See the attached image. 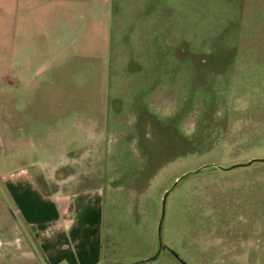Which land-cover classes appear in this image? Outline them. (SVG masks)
<instances>
[{
    "label": "rangeland",
    "instance_id": "obj_1",
    "mask_svg": "<svg viewBox=\"0 0 264 264\" xmlns=\"http://www.w3.org/2000/svg\"><path fill=\"white\" fill-rule=\"evenodd\" d=\"M50 1L23 0L37 19L17 40L0 20V264H54L8 185L50 162L77 192L51 226L67 255L79 239L98 264H264V162L215 167L264 158V0H94L70 46Z\"/></svg>",
    "mask_w": 264,
    "mask_h": 264
},
{
    "label": "crops",
    "instance_id": "obj_2",
    "mask_svg": "<svg viewBox=\"0 0 264 264\" xmlns=\"http://www.w3.org/2000/svg\"><path fill=\"white\" fill-rule=\"evenodd\" d=\"M27 1L28 0H26V2ZM72 2L73 4H71ZM5 4V0H1L0 20H13L15 34L17 31L16 25L21 26L23 20L37 19V16L35 18L31 16L32 10H30V6L26 5L23 0H14L13 17L7 16V7ZM70 4L71 6L77 5V8L75 9L79 10L78 13H71L67 10L70 7ZM47 7L50 12L49 16L44 20L52 21V33L54 34L58 31V24H60V29H65V32L61 33L67 38L69 46L77 41L76 36H74V30L75 28L78 29V27H76L78 24H76L74 20L87 24L91 20H99L100 17L99 6H95L94 0H51ZM72 16L75 17L73 18ZM18 37L20 36H17L16 34L15 40H17ZM55 45H58L56 40ZM71 47L72 50L77 49L73 46ZM22 51L23 50L20 45V56ZM76 55H78V52ZM52 163L53 162L48 163L46 168L43 170V174L37 171L38 174H34V176L31 177L28 173H22L14 182H8L9 188L13 192V199L18 206L17 211L23 218V223L26 228L32 233L33 239L38 243L37 248L42 249V253L46 255L47 259H49L52 263L98 264V258L87 257L86 249L90 248V241H88L87 244H84L78 239V248L74 251L76 253L75 255H67L63 252V250L66 249L63 243L65 236L61 231H59V229L62 230V223H64L67 218L69 219V217L78 216L80 211L77 204L73 203V201L70 203L71 196L74 199L77 192L69 196L63 194L64 189L62 188V185L65 184L64 177L57 176L54 171H50L53 166ZM58 169L59 168H56L57 172L59 171ZM37 179L46 182L44 185H47L49 182L53 190L48 191L45 190L44 187H40V183H37ZM86 215L87 218L92 219V215L89 211ZM60 222L62 223L60 224ZM53 225L59 228L58 231L52 232L51 226ZM4 243L6 247H11L13 244L8 241Z\"/></svg>",
    "mask_w": 264,
    "mask_h": 264
},
{
    "label": "water",
    "instance_id": "obj_3",
    "mask_svg": "<svg viewBox=\"0 0 264 264\" xmlns=\"http://www.w3.org/2000/svg\"><path fill=\"white\" fill-rule=\"evenodd\" d=\"M252 162H264V158H251V159L247 160L246 162L231 164V165H229V166H227L225 168H223L222 166H215V167L218 168V169H232V168L238 167V166H246V165H249ZM195 171H197V169L194 170V172ZM186 174L187 173H184L181 176H179L178 178H176V180H174V182L172 183V186H174L177 182H179ZM169 190H170V188H168L167 190H165L164 193H163V195H162V198H161L160 217H159V221H158V231H159L160 222L162 220L163 213H164V200H165V197L168 194ZM158 249H160V242H159V245H158ZM149 259L150 258H146L145 260H142V261H147Z\"/></svg>",
    "mask_w": 264,
    "mask_h": 264
}]
</instances>
